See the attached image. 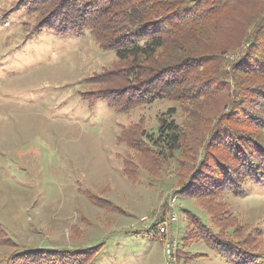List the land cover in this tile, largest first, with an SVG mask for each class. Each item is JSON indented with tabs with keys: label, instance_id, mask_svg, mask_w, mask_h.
I'll return each instance as SVG.
<instances>
[{
	"label": "rangeland",
	"instance_id": "obj_1",
	"mask_svg": "<svg viewBox=\"0 0 264 264\" xmlns=\"http://www.w3.org/2000/svg\"><path fill=\"white\" fill-rule=\"evenodd\" d=\"M20 1L0 0V237L10 239L0 242V261L17 250L102 243L95 264H227L184 240L194 236L189 215L264 253V185L241 197H180L186 171L178 157L156 160L137 143L161 120L194 119L170 100L124 113L105 101L89 105L82 94L120 69L114 51L100 49L89 31L34 32L36 15L15 9ZM161 218L165 231L148 234Z\"/></svg>",
	"mask_w": 264,
	"mask_h": 264
},
{
	"label": "trees",
	"instance_id": "obj_2",
	"mask_svg": "<svg viewBox=\"0 0 264 264\" xmlns=\"http://www.w3.org/2000/svg\"><path fill=\"white\" fill-rule=\"evenodd\" d=\"M15 9L36 15L34 32L89 31L100 49L114 51L120 69L82 94L89 105L105 101L124 113L170 100L185 108L194 121L161 120L137 143L156 160L178 157L186 171L180 197H241L249 185H264V0H22ZM188 220L194 236L185 241L207 245L227 264H264V253L194 215ZM161 225L162 218L148 234ZM103 247L17 250L0 264H95Z\"/></svg>",
	"mask_w": 264,
	"mask_h": 264
},
{
	"label": "built area",
	"instance_id": "obj_3",
	"mask_svg": "<svg viewBox=\"0 0 264 264\" xmlns=\"http://www.w3.org/2000/svg\"><path fill=\"white\" fill-rule=\"evenodd\" d=\"M172 220L175 221L174 218ZM159 231L164 232L165 231V225L160 226ZM172 252H173V246L167 245V253L169 254V256L172 254Z\"/></svg>",
	"mask_w": 264,
	"mask_h": 264
}]
</instances>
